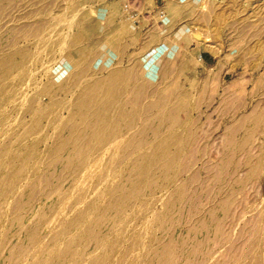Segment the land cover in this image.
Segmentation results:
<instances>
[{
	"label": "rangeland",
	"instance_id": "1",
	"mask_svg": "<svg viewBox=\"0 0 264 264\" xmlns=\"http://www.w3.org/2000/svg\"><path fill=\"white\" fill-rule=\"evenodd\" d=\"M122 2L0 0V61L13 58L0 70V264H264V0H180L186 49L163 33L146 52ZM136 2L140 13L153 4ZM106 24L121 39L104 36ZM117 70L134 114L122 140L55 154L77 101L100 93L85 81ZM53 98L69 107L42 113ZM169 135L183 148L172 170L107 214L111 188H130L131 165ZM77 237L78 256H53Z\"/></svg>",
	"mask_w": 264,
	"mask_h": 264
},
{
	"label": "bare ground",
	"instance_id": "2",
	"mask_svg": "<svg viewBox=\"0 0 264 264\" xmlns=\"http://www.w3.org/2000/svg\"><path fill=\"white\" fill-rule=\"evenodd\" d=\"M63 44H64V42L61 40H58L57 42H55L56 46H58V45L60 46ZM43 50H48V49H43ZM199 59H200L199 61H201L202 57H199ZM4 61H9L8 64L12 65L13 58L8 56L6 59L1 60L0 61V70H2L4 67V65H3ZM124 77H125V74L123 72H120L117 70V71H112L111 76L108 79L86 80L85 81V84L89 88L90 91H99L100 93L98 95H96V94H93L91 92H88L86 95H83L80 100L77 101V104H76L77 111L73 112L71 114V117H70V121L74 125L73 133L67 142H63L60 145H58V147L55 151V154L60 155V153L62 151H64V149L66 148V146L68 147V145L72 146L74 148V150H79L81 143H82V140H89V141L97 144L101 148H104L110 142L122 140V132H123L125 126L132 120V117L134 115L133 113H131L130 115H128V117L126 116L128 114L126 112L127 107L123 102L124 101L123 100L124 95H121L122 94L121 92L123 91V88H124V85H123ZM66 107H69V105H67L66 103H64L58 99L53 98L52 103L49 106L43 108L41 110V112L46 113V114H53L54 112H57L59 109L66 108ZM37 129H38L37 127L34 128L33 132H36ZM186 138H185V140H186ZM187 143H188V141H187ZM111 146H113V145H111ZM181 146H182L181 139L177 135H169V136H162V137L159 136L156 139V141L151 145L150 151L149 152H142L140 154L139 158L137 159V161H135L131 165V168L128 170V172H130L129 174L133 175V180L131 179L132 180V182H131L132 186L130 188H128V186H127L128 189H126V188H125V190L121 189V191L119 189L120 187L118 188V190H117V188L114 189L115 187L111 188L113 190L109 191V198L107 199L108 204L105 207V210L107 211L106 213L108 214L109 210L110 211L111 210L116 211L115 213H117V212L127 208L130 201H132V199L135 198L134 196L137 197V195L140 192H142V191L145 192L144 190L147 187H149L150 184H153L154 180L156 181L155 177H156L157 172L167 173L171 169L173 163H175L174 162L175 158L178 157L179 154H181L180 149L181 150L183 149V148H181ZM172 150H176V151H172ZM174 169H177V167H175ZM125 172H126V170H125ZM160 175L161 174H159V177H160ZM165 175L162 174V178ZM175 176H176V174L173 177H175ZM159 177H158V179H159ZM167 177H169V176H167ZM171 178H172V176H171ZM128 181H130V180H128ZM125 185H127V184H125ZM121 187L123 188V186H121ZM135 199H137V198H135ZM174 203H176V202H174L173 200H170V199L167 201V205H173ZM88 204H89L90 213L94 214V217H95L96 211H98V210L100 211V209H97V208H96V210H95V208L93 209L94 206H93L92 202H90ZM168 210H167V212H168ZM103 213H102V215H103ZM106 213H104V214H106ZM110 213L112 214V212H110ZM169 214H170V212H169ZM105 216H103V217L105 218ZM92 217H93V215H92ZM92 217H91V219H92ZM161 217H162V215L159 218L161 219ZM104 218H103V220H104ZM95 219H96V217H95ZM99 219H101V218H99ZM106 219H108V218H106ZM101 220H99V221L101 222ZM97 222H98V220H97ZM97 222H95V224H97ZM100 222H99V224H100ZM103 222H105V220ZM79 225L81 227H83V231L86 233H91L90 231L93 230L84 221H81L79 223ZM81 240H83V239H81ZM81 240L79 237H77V238H74L72 240L67 241L65 243L64 247H62L63 248L62 250L58 249V250H60V251H58L56 249L57 251H56V253L54 252L55 254L53 256H58V257L62 256V255L67 256V254L74 256L78 252V249H79L78 247L82 242ZM86 242H89V241L86 240L85 243ZM115 246H117V245H115ZM167 248H169V247H167ZM106 252H107V250H106ZM106 254L108 255V253H106ZM149 254H150V252H149ZM162 254H163L164 259L171 261L172 252H170V249L164 251V253H162ZM75 256H78V255H75ZM173 257H174V253H173ZM102 260H104L103 257L95 259L91 262V264H101ZM50 261H52V260H50ZM50 261H49V263H51ZM76 261L74 260V262H76Z\"/></svg>",
	"mask_w": 264,
	"mask_h": 264
},
{
	"label": "crops",
	"instance_id": "3",
	"mask_svg": "<svg viewBox=\"0 0 264 264\" xmlns=\"http://www.w3.org/2000/svg\"><path fill=\"white\" fill-rule=\"evenodd\" d=\"M123 1L120 7V10H116L117 13H121V22L128 23L131 33H133V37L142 36L145 34L144 43L142 44L141 50L146 52L154 49L160 45L161 37L163 33H165L166 42L170 44L173 49L175 47L186 49V43L189 36L188 31H186V5L182 4L180 0H164L166 3L164 8L166 9V17L164 19H160L158 16V12L162 9L159 8V0H153V4L151 6H146L145 12L140 13L137 9L133 8L131 5V9L135 12L140 13L141 17L137 24H132L126 19V16L123 12V7L125 4H129L130 0H121ZM141 0H137V4L140 3ZM109 19V15L106 17ZM119 22V24H121ZM158 23H161L160 25ZM112 24V23H111ZM103 35L112 36L114 38L121 39L123 36V31L117 26H111L110 24H106L103 28ZM110 38V37H109ZM117 39V40H118ZM116 41V39H114ZM109 48L111 46L110 39ZM120 42V40H118ZM137 49V48H135Z\"/></svg>",
	"mask_w": 264,
	"mask_h": 264
},
{
	"label": "built area",
	"instance_id": "4",
	"mask_svg": "<svg viewBox=\"0 0 264 264\" xmlns=\"http://www.w3.org/2000/svg\"><path fill=\"white\" fill-rule=\"evenodd\" d=\"M123 12L126 16V19L132 24H137L139 22L141 17L140 13L133 11L129 4L124 5ZM158 16L160 19H164L166 17V12L164 10H160L158 12Z\"/></svg>",
	"mask_w": 264,
	"mask_h": 264
}]
</instances>
